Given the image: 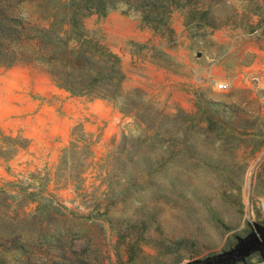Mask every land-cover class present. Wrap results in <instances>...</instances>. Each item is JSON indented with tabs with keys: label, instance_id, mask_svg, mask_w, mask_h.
<instances>
[{
	"label": "rangeland",
	"instance_id": "rangeland-1",
	"mask_svg": "<svg viewBox=\"0 0 264 264\" xmlns=\"http://www.w3.org/2000/svg\"><path fill=\"white\" fill-rule=\"evenodd\" d=\"M18 1L14 8L21 12L37 7ZM198 3L211 6L216 29L196 21L187 26L179 10L154 29L124 8L88 17L84 28L121 58L128 93L137 89L154 111L189 126L192 146L206 162L175 157L158 168L159 152L150 141L141 154L134 149L152 126L144 132L121 103L72 95L40 65L0 67L4 264L16 258L14 237H22L31 253H44L46 264L59 238L69 250L83 251L87 264H119L117 252L121 264H175L180 256L178 264H209L264 229V29L250 33L229 20L245 0ZM257 3L264 8V0ZM223 81L231 88L217 91ZM151 115L142 110L137 120L162 121ZM132 177L140 188H131ZM108 182L129 189L123 201L107 199ZM109 219L116 228L122 224V239ZM186 234L195 237L177 243ZM235 264H264V256Z\"/></svg>",
	"mask_w": 264,
	"mask_h": 264
},
{
	"label": "trees",
	"instance_id": "trees-1",
	"mask_svg": "<svg viewBox=\"0 0 264 264\" xmlns=\"http://www.w3.org/2000/svg\"><path fill=\"white\" fill-rule=\"evenodd\" d=\"M194 0H31L37 3L35 10L21 12L14 6L18 0H0V67H12L18 64L26 66L40 65L52 77L60 89L72 95H90L97 99L113 103H121L122 111L134 114L139 126L144 125L149 137L140 136L135 140V154L145 143L150 141V146L158 150V168H165L166 164L175 157L187 158L195 156L198 162H206L205 156L193 148L191 131L185 123L171 121L170 116L154 111L149 102H142L137 89L127 92L124 85L127 76L121 65V58L104 47L98 46L84 28V20L90 16L107 17L119 9L134 12L140 15L142 22L151 28L157 29L165 26L174 11H182L186 18V25L198 22L200 27L216 29V18L211 14L209 4H193ZM246 3L239 12L235 10L229 18L235 27L243 28L250 33L264 29V8L257 0H245ZM257 18V22L254 19ZM219 27V26H218ZM150 111L151 119L162 117L161 122L147 124L137 117L141 111ZM181 115V114H180ZM179 116V115H178ZM177 117V116H175ZM167 120L177 131L178 136H173L172 129L163 121ZM203 128L200 124L195 132L198 140ZM143 132V131H142ZM135 158V157H134ZM128 162L134 167L136 161ZM154 162L149 161V165ZM114 171V170H113ZM113 173V172H112ZM115 173V172H114ZM111 172L108 173V178ZM131 188H140L137 177L130 178ZM128 188L118 189L116 183L108 182L107 199L123 201ZM96 213L98 210H94ZM109 212L105 208V213ZM185 215V213H184ZM110 228L115 230L118 238L122 239V224H113L112 219L107 220ZM15 232L12 231L11 236ZM191 234H186L177 240V243H186ZM15 243L12 253L13 264H46L44 253H31L30 245L22 237L10 238ZM56 250L50 257L51 264H87L83 251H71L61 238L55 243ZM1 252H6L2 249ZM73 255H76L74 258ZM49 255V254H47ZM119 264L121 256L116 253ZM180 256L175 264L182 262ZM5 260L0 256V264ZM12 263V262H11ZM191 264H204L203 261Z\"/></svg>",
	"mask_w": 264,
	"mask_h": 264
},
{
	"label": "water",
	"instance_id": "water-1",
	"mask_svg": "<svg viewBox=\"0 0 264 264\" xmlns=\"http://www.w3.org/2000/svg\"><path fill=\"white\" fill-rule=\"evenodd\" d=\"M255 253H260L262 256H264V229L258 230V235L256 237L247 240L238 248L207 259L206 262H209V264H218L221 262L235 264L247 259Z\"/></svg>",
	"mask_w": 264,
	"mask_h": 264
},
{
	"label": "built area",
	"instance_id": "built-area-1",
	"mask_svg": "<svg viewBox=\"0 0 264 264\" xmlns=\"http://www.w3.org/2000/svg\"><path fill=\"white\" fill-rule=\"evenodd\" d=\"M215 88L217 91H228L231 88L230 83L223 81L215 84Z\"/></svg>",
	"mask_w": 264,
	"mask_h": 264
}]
</instances>
